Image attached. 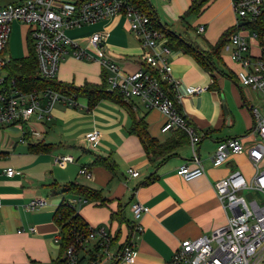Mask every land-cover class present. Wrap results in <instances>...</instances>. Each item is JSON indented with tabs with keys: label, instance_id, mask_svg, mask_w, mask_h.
<instances>
[{
	"label": "crops",
	"instance_id": "1",
	"mask_svg": "<svg viewBox=\"0 0 264 264\" xmlns=\"http://www.w3.org/2000/svg\"><path fill=\"white\" fill-rule=\"evenodd\" d=\"M20 1L0 0V5ZM176 1L179 5H174L177 13L174 17H183L193 1ZM186 15L195 17L186 21L185 31L183 23L179 30L163 24L207 53L213 52L212 47L222 34L237 21L231 0H209L199 13ZM124 21L129 27L125 17L117 16L96 26L75 29L70 35L96 56L86 38L95 31L105 32L108 54L116 58L124 72H134L144 64L146 49L124 26ZM200 25L206 26L202 32L198 31ZM247 26L248 23L239 30L250 37L251 53L257 56L263 47ZM224 48L225 45L219 57L213 56L216 66L212 70L205 69L190 52L182 49H173L171 58L173 76L180 81L182 110L203 135L197 148L206 173L198 178L188 181L177 173L182 164L197 165L189 141L176 147L166 160L152 161L139 137L131 132L133 120L128 107L113 98L102 99L92 106L85 97H79L76 106L59 102L50 119L34 115L23 127L0 129V264H56L60 257H65L61 242L55 240L60 236L55 213L65 198L80 197L60 193L69 182L101 191L105 204L88 201L77 209L91 226H108L115 238L114 250L135 234L132 203L139 201L150 207L140 219L143 231L133 238L137 252L133 264H168L181 241L210 235L225 225L227 213L213 184L234 171H241V166L252 164L246 153L232 155L221 166H214L211 157L220 141L237 138L247 147L255 142L250 105L262 102L263 97L259 91L239 82L237 74L241 66L230 55L228 62L225 60ZM230 61L236 63L235 69ZM104 72L97 59L83 61L67 57L61 63L57 79L77 86L88 82L101 84ZM191 85L208 89L190 95L187 87ZM133 109L145 116L150 135L160 142L181 137L175 130H161L166 117L159 110L148 109L137 99ZM31 121L37 126H32ZM24 131L26 141L21 142ZM94 131L98 133L97 141H89ZM38 143L49 144L50 149L34 148ZM65 154L73 155L75 162L64 167L55 164V156ZM101 157L110 158L115 171L95 164ZM10 167L16 169L12 177L6 174ZM84 167L92 174L91 178L80 174ZM130 168L137 169L139 176H131ZM241 172L248 179L254 174V170ZM36 198L45 199L47 204L28 210L26 205Z\"/></svg>",
	"mask_w": 264,
	"mask_h": 264
},
{
	"label": "built area",
	"instance_id": "2",
	"mask_svg": "<svg viewBox=\"0 0 264 264\" xmlns=\"http://www.w3.org/2000/svg\"><path fill=\"white\" fill-rule=\"evenodd\" d=\"M231 2L237 16L236 25L240 28L241 22L248 21L249 24L256 21L264 11V0ZM117 16L128 20L131 31L139 39L142 48L146 49L143 53L144 64L134 72H124L116 58L108 54L105 32L95 31L86 38L96 56L69 33ZM15 20L28 26L41 78H57L61 63L67 57L83 61L97 59L107 74L109 88L118 90L126 102L137 99L142 106L162 112L166 117L161 128L163 132L183 129L189 134L197 165L182 164L177 173L188 181L206 173L197 148L203 135L188 123L187 115L179 110L180 81L173 76L171 60L174 50L165 32L155 27L152 17L139 5L138 0H22L0 5V71L8 72L7 67L13 60L7 50ZM205 29V25L198 27L199 32ZM251 33L253 38H257L256 32ZM249 38L238 30L228 37L224 49L241 66L237 74L239 82L259 91L263 97L262 102L250 105L254 120L252 132L256 140L248 147L237 138L220 141L211 162L214 166H221L232 155L246 153L254 174L248 179L241 171H234L214 182L217 197L227 213V223L210 235L181 241L168 264H264V46L262 52L254 56ZM165 82L169 88L165 87ZM207 89L206 86L191 85L187 87V93L192 95ZM57 102L78 105L74 95L69 96L51 88L25 91L16 84L15 79L10 78L9 72L5 76L0 74V129L23 127L34 115L40 119H50ZM26 133L23 132L21 142L26 141ZM97 138L98 133L94 131L88 140L97 141ZM75 160L71 154L54 158L55 164L62 167ZM128 172L133 177L140 174L134 168ZM15 173L13 167L6 169L10 177ZM80 174L87 178L92 176L86 167L80 169ZM68 201L76 205L88 200L75 196ZM46 204L45 199L36 198L26 208L35 210ZM131 208L135 218V234L132 238L113 250L114 236L108 226L90 225L86 230L75 229L65 252L68 263L133 264L137 253L133 238L143 231L140 219L149 212L150 207L137 201L132 203ZM55 240L61 242L60 236ZM89 250L93 251V255L88 253ZM83 257L85 259L81 261Z\"/></svg>",
	"mask_w": 264,
	"mask_h": 264
},
{
	"label": "trees",
	"instance_id": "3",
	"mask_svg": "<svg viewBox=\"0 0 264 264\" xmlns=\"http://www.w3.org/2000/svg\"><path fill=\"white\" fill-rule=\"evenodd\" d=\"M139 5L149 13L152 17L155 27L161 29L167 37L169 38V45L173 49H182L190 52L196 60L207 70H212L213 66H216L213 62V56L219 57L221 50L223 49L228 37L234 32L240 29L239 26L235 25L225 31L216 45H214L213 52L207 53L200 49L197 45L190 43L182 35L177 34L172 31L167 25L163 24L155 13V10H150L151 2L149 0H138ZM209 0H196L193 2L191 7L188 9L186 14L199 13L201 8ZM252 31L256 32L258 40L261 45L264 46V11L258 20L253 21L247 26ZM29 40V50L30 53L26 57L13 58L11 63L8 65L7 70L9 72L10 78L15 79L16 84L25 91H30L33 89H54L63 94L69 96H75L78 101L79 97H85L89 100V105H93L105 98H113L124 103L132 115V127L131 132L137 135L146 151L148 156L152 161L160 158L166 160L176 147L183 143L190 142L189 134L183 129H177L181 137L169 142H160L157 138L152 137L148 131V123L145 116H140L133 109L134 102H126L120 92L116 89L109 88L107 82V74L103 73V82L101 84L95 83H85L83 86H77L73 83L61 82L57 78L55 79H44L38 74L37 69V57L34 50V42L32 37L28 34ZM166 88H169L166 82L164 83ZM179 110L184 114L182 107L179 105ZM188 123L192 124L187 118ZM27 135V133H26ZM38 150L47 151L50 149L49 144L38 143L36 147ZM95 164L106 167L109 170L115 171L114 163L110 158H97ZM60 193L78 195L87 199L88 201L98 202L99 204H105L106 199L103 197L100 190L87 186L79 182H69L64 185L60 190ZM55 221L60 227V238H61V253L64 254L68 247L71 238H73V230L81 229L86 230L89 228L90 224L84 220L80 215L76 205L69 203L68 199L58 206L55 213ZM115 238L113 239V243ZM88 253L93 255V251L89 250ZM83 257L81 259L84 260ZM56 264H69L66 257H60Z\"/></svg>",
	"mask_w": 264,
	"mask_h": 264
},
{
	"label": "rangeland",
	"instance_id": "4",
	"mask_svg": "<svg viewBox=\"0 0 264 264\" xmlns=\"http://www.w3.org/2000/svg\"><path fill=\"white\" fill-rule=\"evenodd\" d=\"M151 2V7L150 10H155V13L157 16H159L162 19V23H166L167 25H169V27L173 28L174 30H179L180 24L183 23L182 28L185 31L186 29V21H189L190 19H193L195 16H192L191 18H189V15H186V13H183V17H174L175 14V7L174 5L178 3V1L176 0H149ZM179 5V4H177ZM183 18V19H182ZM124 26L128 28V30L130 31V33H133V31H131L130 27H128L127 22L124 21ZM101 24L98 22V25ZM96 24H94V26H96ZM91 26V25H90ZM76 32L75 30L70 31L69 33H73ZM200 39V36L199 38ZM7 53L10 54L13 58H22V57H26L29 55L30 50H29V40H28V26L24 23H21L17 20L13 21L12 23V32H11V36L9 39V45H8V50ZM224 57L226 58L225 60L228 62L229 60V54L225 51L224 52ZM63 62V61H62ZM230 64L232 65V67L235 69L236 67V63L230 61ZM81 69H79L80 71ZM240 71V70H238ZM1 75H8L7 71H0ZM59 102H57L58 104ZM33 121H31L32 126L37 124H33ZM35 122V121H34ZM49 124V123H48ZM35 127V126H34ZM241 171H243L244 173L247 172H252L254 170V168L252 167V165L250 166V164L247 163L246 166H241ZM255 196H259L260 195H255ZM87 202H84L82 204H77L76 207L81 206L83 204H86ZM114 250V248H113ZM104 264H108V262H104Z\"/></svg>",
	"mask_w": 264,
	"mask_h": 264
},
{
	"label": "water",
	"instance_id": "5",
	"mask_svg": "<svg viewBox=\"0 0 264 264\" xmlns=\"http://www.w3.org/2000/svg\"><path fill=\"white\" fill-rule=\"evenodd\" d=\"M247 23H248V21H243V22L240 23V26H244V25H246Z\"/></svg>",
	"mask_w": 264,
	"mask_h": 264
}]
</instances>
